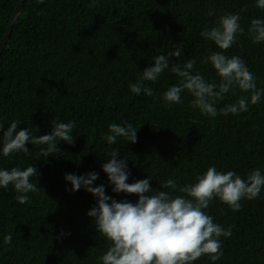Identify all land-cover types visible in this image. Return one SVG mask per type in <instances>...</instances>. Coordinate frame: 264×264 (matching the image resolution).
<instances>
[{
	"label": "trees",
	"instance_id": "trees-1",
	"mask_svg": "<svg viewBox=\"0 0 264 264\" xmlns=\"http://www.w3.org/2000/svg\"><path fill=\"white\" fill-rule=\"evenodd\" d=\"M19 1L0 0V42ZM228 13H239L244 32L224 51L200 33ZM258 18L264 19V9L256 0H26L0 61V124L6 130L18 120L17 130L26 127L39 136L52 131V120L75 121V139L58 141L59 149L47 158L38 157L46 145L31 143L26 145L31 155L5 157L0 136V170L36 166L38 177L31 182L40 187L27 194L25 204L15 199L12 185L0 188V264H102L99 257L109 242L87 215L97 198L83 188L72 192L65 175L96 172L93 187L104 185L117 202L135 203L136 195L114 193L102 170L113 149L118 159H127V183L151 177L150 194L185 195L161 185L170 178L181 187L193 184L210 166L243 179L255 169L264 175V95L252 104L251 92L234 87L215 105L213 118L192 107L187 90L180 103L164 102L162 94L180 81L170 68L157 81L143 82L153 96L129 89L154 57L176 49L181 55L170 57L172 63L195 59L193 74L216 84L220 77L203 58L215 52L239 56L257 89H264V42L255 44L248 34ZM243 96L249 98L248 111L219 114ZM124 122L136 128V143L102 139L110 124ZM240 203L234 212L214 198L203 209L215 224L231 227L232 235L219 238L218 260L204 255L192 264H264V188L258 198ZM9 233L12 241L5 245Z\"/></svg>",
	"mask_w": 264,
	"mask_h": 264
},
{
	"label": "clouds",
	"instance_id": "clouds-1",
	"mask_svg": "<svg viewBox=\"0 0 264 264\" xmlns=\"http://www.w3.org/2000/svg\"><path fill=\"white\" fill-rule=\"evenodd\" d=\"M37 2L43 3V0ZM256 7L264 9V0H256ZM208 15L213 13L210 11ZM240 19L239 13L222 15L215 22L216 26L211 29L205 27L200 35L226 51L236 43L237 34L244 32ZM248 34L255 44L264 42V19H253ZM180 55L181 50L176 49L167 55L154 57V64L142 71L136 83L129 84L130 91L136 95L143 92L147 96H153V90L144 86L143 82L157 81L161 74L170 68L180 81L178 85H172L162 94L164 102L169 106L180 103L181 93L187 90L194 97L192 107L213 118L218 114L215 105L224 100L225 94L234 87L243 92H251L252 104L258 103L264 95V89H257L255 76L239 56L228 57L223 52H215L203 58V62L212 64L220 77L219 84H216L206 82L199 73L193 74L195 59H188L183 65L172 63L169 59L179 58ZM248 104V97H240L236 103L219 109V114L239 115L248 111ZM20 123L14 120L6 130L0 124L2 154L5 157L20 152L31 155L26 146L31 143L46 145L40 149L38 157L47 158L59 149L58 141L74 143L72 131L75 121L63 123L52 120V131L39 136H33L26 127L17 130ZM108 133L102 136L108 144H115L119 137L131 143L137 142V130L128 122L123 125L110 124ZM120 156L119 151L113 149L109 153L110 159L101 167L108 182L113 185L112 191L136 195L138 200L135 203L126 200L117 202L105 194L104 185L93 187V182L99 175L96 172L79 176L65 175V180L72 186V192L83 188L97 198L96 206L91 208L87 215L95 221L97 232L109 242L107 251L99 257L102 264H192L204 255H208L214 262L222 256L219 238L231 237L232 230L231 227L224 229L215 224L213 218L203 209L208 208L214 198H219L232 211H239L242 199H256L264 188V175L259 169L253 170L247 179H243L233 171L222 173L210 166L203 175L196 177L193 184L181 187L170 178L161 185L162 188L174 191L178 189L185 195L173 196L166 191L150 194L153 193L149 183L151 177L127 183L130 175L127 159H118ZM34 176L38 177L36 166H28L23 170L17 167L0 170V188L7 189L12 185L17 193L15 199L20 204H25L30 199L28 193L35 194L40 190L36 183L31 182ZM11 241L12 234L9 233L4 237V244L10 245Z\"/></svg>",
	"mask_w": 264,
	"mask_h": 264
},
{
	"label": "water",
	"instance_id": "water-1",
	"mask_svg": "<svg viewBox=\"0 0 264 264\" xmlns=\"http://www.w3.org/2000/svg\"><path fill=\"white\" fill-rule=\"evenodd\" d=\"M25 1L26 0H20L19 1L18 5L16 6V9L14 11V14L12 15L11 21L8 24L7 30L4 34V37H3L2 41L0 42V61H1L2 55L4 53V50L7 46V43L10 39L11 33L13 31V27H14L19 15L22 11L24 4H25Z\"/></svg>",
	"mask_w": 264,
	"mask_h": 264
},
{
	"label": "bare ground",
	"instance_id": "bare-ground-1",
	"mask_svg": "<svg viewBox=\"0 0 264 264\" xmlns=\"http://www.w3.org/2000/svg\"><path fill=\"white\" fill-rule=\"evenodd\" d=\"M155 28V27H154Z\"/></svg>",
	"mask_w": 264,
	"mask_h": 264
}]
</instances>
